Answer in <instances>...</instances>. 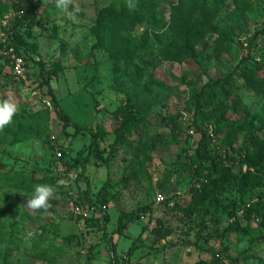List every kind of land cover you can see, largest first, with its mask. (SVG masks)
Returning <instances> with one entry per match:
<instances>
[{"label": "rangeland", "instance_id": "374dc122", "mask_svg": "<svg viewBox=\"0 0 264 264\" xmlns=\"http://www.w3.org/2000/svg\"><path fill=\"white\" fill-rule=\"evenodd\" d=\"M31 1L18 26L19 2L0 0V98L19 109L0 131V264H116L114 243L118 264L127 252L146 264H264V208L246 215L264 203V178L218 191L222 204L195 201L204 137L221 157L264 139V81L245 73L264 63L244 44L255 38L264 56V0H73L68 12ZM185 7L210 27L191 55ZM227 76L196 111L194 91ZM129 98L144 126L116 143ZM39 184L55 188L47 213L27 206ZM122 214L132 219L119 233Z\"/></svg>", "mask_w": 264, "mask_h": 264}, {"label": "trees", "instance_id": "16d2710c", "mask_svg": "<svg viewBox=\"0 0 264 264\" xmlns=\"http://www.w3.org/2000/svg\"><path fill=\"white\" fill-rule=\"evenodd\" d=\"M249 10L247 4H244ZM178 7H176L177 9ZM23 10V13L20 14L17 25L21 26L25 23V20L30 16L33 12V3L31 0H19V4L17 7V11ZM179 16V21L187 24L188 27L185 28L184 33V42L186 44L185 50L188 55H191V43L196 40L193 39L195 35H199L200 33H205L210 27L207 18L198 19L197 16L193 18V11L187 9L186 7L183 9ZM197 31V32H196ZM17 36V34H16ZM20 43H24L21 39V36L16 37ZM255 38H248L247 48L249 49V54L246 58L255 59L256 63H264V56L252 54L254 47ZM255 49V48H254ZM246 74L255 73L264 81V68L263 66H257L256 68L245 71ZM263 76V77H261ZM229 77V76H227ZM217 78L213 79L206 85L201 91H194L193 98L195 100L196 107L198 108L196 111L201 109V99L208 92L209 94H223L225 93V85L226 81L229 78ZM131 98L128 99L126 104H121L119 107V117H120V125L116 129V143L123 142L125 136L128 132L136 131L141 133L144 122L142 119L138 118V114L136 109V103L131 102ZM65 119H68L67 117ZM144 126V125H143ZM77 131H79V127L77 126ZM206 136V132H205ZM206 143L205 137L197 147V159L199 160V164L196 166L197 174L205 180L202 193L200 196H195L196 203H207L208 201L212 202L213 200L217 202V204H222L220 199L217 197V192L227 189V186L230 188H237V190L244 193L249 186L256 187L260 185V181L264 178V139L259 138L256 135H251L250 142L243 148H240L238 151L239 156H230L227 155L225 157L221 156H213L209 150H203V145ZM235 150L236 147H234ZM64 157V152L62 154ZM234 164H238L237 171L234 168ZM204 170H208V174H204ZM228 206H224L226 209ZM264 208V203L258 202L256 205L248 208L246 215L249 220H251L252 215L254 213L261 214ZM231 212V211H230ZM132 216H127L126 214H122L119 220V225L116 229V232L122 233L123 230L127 227L129 221H131ZM205 223V222H204ZM207 225H203L201 229L206 228ZM232 226L228 229L230 230ZM167 233H169L167 231ZM113 258L116 264L119 263L117 257V248L116 244L112 245ZM128 256L132 257L131 252H127ZM140 260V259H139ZM217 261H215L216 263ZM202 264H204L202 262ZM207 264V263H206ZM213 264V263H211Z\"/></svg>", "mask_w": 264, "mask_h": 264}, {"label": "clouds", "instance_id": "9594fccd", "mask_svg": "<svg viewBox=\"0 0 264 264\" xmlns=\"http://www.w3.org/2000/svg\"><path fill=\"white\" fill-rule=\"evenodd\" d=\"M57 9L68 12L73 6V0H54ZM131 6V5H129ZM18 106L11 97L0 98V131L12 123L14 116L18 112ZM55 196V188L48 184H39L34 187L32 196L27 201V206L33 212L43 210L47 213L51 208L50 201Z\"/></svg>", "mask_w": 264, "mask_h": 264}, {"label": "built area", "instance_id": "2783aa9c", "mask_svg": "<svg viewBox=\"0 0 264 264\" xmlns=\"http://www.w3.org/2000/svg\"><path fill=\"white\" fill-rule=\"evenodd\" d=\"M16 3H18L19 2V0H14ZM20 14H22L23 13V10H20V11H18ZM11 14L12 13H9V14H7L6 16H5V21L7 22V21H9V18L11 17ZM244 44H245V47H247L248 46V43H247V41H245L244 42ZM15 60H16V65H17V67L19 68V67H21V65H22V58L21 57H18V56H16L15 57ZM62 154H63V152L61 151V150H59L58 152H57V155L58 156H62ZM76 212L78 213V214H81V215H88V211L86 210V209H84V208H82V207H80V206H77L76 207ZM122 264H146L143 260H139V259H137V258H133V257H130V256H128V255H125L124 256V258H123V261H122Z\"/></svg>", "mask_w": 264, "mask_h": 264}]
</instances>
